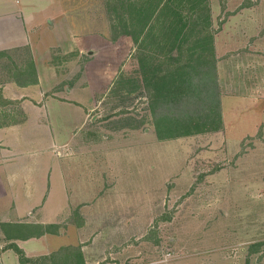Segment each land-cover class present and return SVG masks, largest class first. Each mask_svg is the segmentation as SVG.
I'll return each mask as SVG.
<instances>
[{
	"label": "rangeland",
	"instance_id": "374dc122",
	"mask_svg": "<svg viewBox=\"0 0 264 264\" xmlns=\"http://www.w3.org/2000/svg\"><path fill=\"white\" fill-rule=\"evenodd\" d=\"M233 1H213L217 7L225 5L228 11L219 14L220 8L216 9L211 19L214 32L219 19H230V2L233 11L246 3L251 6L249 16L258 23V33L249 29L248 35L257 33L256 38L262 40L252 49H248L253 43L249 37L223 50L214 46L223 129L161 139L158 131L162 127L151 114L148 83L169 64V57L177 58L176 64L184 60L178 50V45L184 43L172 41L162 19L156 17L144 33L136 20L126 26L112 11L105 14L104 0H0L4 28L12 29L15 39L21 38L27 45L21 50L0 49V84L16 77L27 78L31 71L30 53L40 83L19 94L52 88L61 97H50L40 110L25 106L27 122L2 137L6 144L13 145L6 154L15 160L8 166L19 168L0 170V185L6 189L3 173L7 172L5 176L16 178L17 184L25 180L38 184L39 195L44 194L47 187L43 175L50 157L46 151L51 146L59 149L62 144H70L84 157L85 170L90 165L92 171L102 172L101 185L106 183L108 188L102 198L107 209L100 215L91 210L88 216L91 224L86 235L91 233L94 237L92 247L98 243L102 247L99 239L103 236L106 240L118 228L121 230L116 244L120 243L124 253L136 256L138 264H264V0ZM108 4L113 10L133 9L120 4V0ZM182 14L186 16L187 12ZM122 17L126 18V14ZM133 28L137 30L133 32ZM103 29L107 31L102 33ZM95 31L102 35L99 48L95 44L98 39L90 37ZM124 34L128 38L124 39ZM73 37L88 49L95 47V52L88 57L87 50H83L84 58L78 60L81 55L78 56L77 49L69 57L54 56L56 63L66 69L60 70L69 72L75 60L76 68L100 60L107 74L113 75L100 104V121L93 123L90 131L88 127L82 128L83 112L77 103L88 104L90 85L83 75L77 76L72 91L66 95L59 87L63 78L46 64L53 49L73 48ZM116 67L117 71H113ZM36 98L40 100V95ZM167 109L170 108L159 114L174 116V110L169 113ZM20 118L17 105L0 106V126ZM37 134L39 145L31 141ZM89 135L92 141L96 140L95 144H85ZM79 141L82 145L75 147L73 144ZM36 149L38 180L21 170L25 156L34 158L36 153L28 152ZM65 150H59L62 157ZM68 159L62 158V165L66 166ZM90 181L86 186L81 182L79 187L89 188ZM72 182L66 180L67 187ZM1 186L0 194L5 190ZM9 199L4 197L0 201V223L15 218ZM16 199L23 207L22 192ZM50 205H54L52 201L48 202ZM130 213L137 216L134 226L124 221L125 214ZM100 252L99 249L97 254ZM131 259L125 262L128 264Z\"/></svg>",
	"mask_w": 264,
	"mask_h": 264
},
{
	"label": "crops",
	"instance_id": "0c3cea01",
	"mask_svg": "<svg viewBox=\"0 0 264 264\" xmlns=\"http://www.w3.org/2000/svg\"><path fill=\"white\" fill-rule=\"evenodd\" d=\"M104 1H107L105 7L106 5L108 6L107 9L104 7L105 14L107 12L109 13L110 11L113 12V9H109V1ZM114 1L115 0H110L111 3H114ZM213 1L216 0H208V6L209 9H211L210 20L217 12L216 9L221 7H217V5L213 4ZM232 2L234 1L232 0ZM245 5L240 6L239 9L233 11L230 10L231 2L228 4L227 7L230 8V19L227 22L219 19V27L217 28V32L214 35L213 42V46H215L216 50L217 48L222 50L226 49L228 46H233L235 42H245L246 38L248 37L252 38L250 42H253L248 46V49H252V46L254 47V45L257 44L256 42L262 40L261 38H256L258 32L255 28L258 23L252 20V16H249L251 13V6ZM100 9L101 8L99 5L98 11ZM226 10L227 9H225L224 5L222 8H220L219 14L222 12H228ZM101 12L102 11H100V17H102ZM3 23L4 22L0 18V49H24V47L27 45H24L23 40L18 37L15 39L12 29H5ZM243 27L246 29H242ZM211 28L215 29L212 20ZM147 29L148 27L145 28V30ZM166 29L179 28L177 26L171 27L170 25L169 27H166ZM249 29L257 33H254L253 36H249ZM135 30L137 29L135 28L132 31L134 32ZM106 31L107 29H103L102 33ZM244 32H246V34ZM93 33L94 34H90V37L93 36L94 38L98 39V42L95 40L97 42L95 44H97V48H99L100 46L98 45H100L99 43L102 35L100 32L98 33L96 31ZM124 36L125 34L123 35L124 39L128 38ZM73 38L74 42H76V47L74 46L73 48H67L66 50H61L58 48L53 49L51 51V58L46 64H49V66L53 67L55 73L63 78L60 80L59 87L60 91L63 90V93L66 95H69V93L72 91L71 87L74 85L77 76L81 78L80 75H83L85 78L84 80H86V84L90 85L91 98L90 101H87L88 104L86 105L77 102L83 112V117L81 116L82 128L88 127L90 131L92 130V124L100 121L97 120V118L101 116L102 112L100 104H102V100L106 96L108 90L105 89L111 82L113 75L107 74V69L102 67V64L99 63L100 60H91L89 65L85 64V67L81 65L82 67L79 66L76 68V60L84 58V55H82L81 52L83 50H87L86 54H88V57H90L95 52L92 50L95 47L88 49L86 44L84 45V43L79 39H76L75 37ZM149 42L154 44L153 41ZM87 44L93 43L89 42ZM74 49H77L79 51L78 56H81L74 61L73 69H70L69 72L64 71L66 69L63 68V65L56 63L57 58L54 56L60 55L64 57L67 55L69 57V55L74 54L71 53L74 51ZM55 50H60V53H57ZM29 55V61L33 66L31 74L34 77V82L26 83L25 80L27 78L16 77L12 78L13 80L11 79L8 82L0 84L1 98L9 102H16L18 112L21 114L19 121L0 127V170H4L5 168L12 170L13 167H18L16 165L12 166V168H10L11 166H8L9 163H12L15 160V158H10L6 154L12 151L13 145L6 144L2 137L8 135L11 129L22 127L23 124L27 122L28 118L23 111L24 107H35L39 108L40 110L44 106V102L50 97L61 98L57 96L56 93H54V89L52 88L43 91L36 90L34 94H19L24 90L37 87L38 83H40L34 59L30 53ZM112 62L114 65V61ZM59 68L64 70L62 71ZM113 71H117V67ZM39 95L40 100L39 98H36L39 97ZM65 99L69 100L68 98ZM25 138L29 139L27 136ZM31 141L39 145V134L33 137ZM84 142L85 144L86 142L95 144L96 140L92 141L89 135V140ZM73 145L77 147L81 146L82 143L79 141L75 142ZM71 147L72 145L70 146V144L61 145V148H66L64 152L65 157H62L63 155L59 151L61 148L58 149L54 146H51L49 150L46 151L50 157L48 159L49 163L47 164L45 170L46 174L43 175V182L47 187V190L44 194L39 195L38 184H31L26 180L20 184H17L16 178H12V176H5L7 175V172L3 173V176L6 179V189L4 185H0L2 189H5L1 190L0 201L4 197H10V206L15 213V218L0 223V264H127L125 260L130 258L132 259L129 261L130 263L127 261L128 264H138L136 256H130V253L128 252L124 253L123 248L120 247V243L116 244V238L118 236L117 234L120 233L121 229L118 230V228H116L114 231H111L109 238L106 240H103L102 236L101 239H99V241L101 240L103 243L102 247L99 243L96 244L95 247H92L94 237L89 235L91 233L86 235L87 228L89 227V224H91L88 216L91 214V210H95V213L100 215L102 211L107 209L105 202L102 201V198L103 195L107 193L108 188L106 183H104V187L101 185V177L103 175L102 172L98 169L92 171L90 165H87V170H85L86 167L84 169L83 165V163H85L84 157L78 154L76 148L72 149ZM28 153L36 154L32 155L34 158L25 156L26 159L22 161L21 170L24 174H26L27 177H32L34 175L33 178L38 180L39 150L36 149L35 152L29 151ZM98 156L101 157L100 155ZM61 157L64 158V161L65 159L69 158L67 160L66 166L62 165L63 161L61 160ZM76 159H78V161H75ZM91 178H93L92 182L90 181ZM68 179L73 181L70 187H67L66 180ZM88 181H90L94 187L89 186V188L85 189H81L79 187L81 182H83V184L85 183L84 186H86ZM91 187L92 189H90ZM92 190L94 193L90 192ZM42 191L43 190L41 189V192ZM21 192L23 194L24 201L23 207L18 204L16 199V195H20ZM41 197H43L42 201L39 202ZM50 201H52V204L54 205L48 206V202ZM97 205L99 206L97 207ZM123 208L127 209L125 206ZM125 216L126 218L124 221L126 222L127 220L128 226H134L136 224L135 222L137 216H134L132 213L125 214ZM125 222L123 223L124 225ZM14 247L19 248L23 252L24 257L28 258L30 262H21L19 260V256L14 250ZM99 249L101 252L97 254Z\"/></svg>",
	"mask_w": 264,
	"mask_h": 264
},
{
	"label": "trees",
	"instance_id": "16d2710c",
	"mask_svg": "<svg viewBox=\"0 0 264 264\" xmlns=\"http://www.w3.org/2000/svg\"><path fill=\"white\" fill-rule=\"evenodd\" d=\"M120 4L133 6L134 9L113 10L124 25L133 24L136 20L143 32L158 17L162 19L164 27L177 26L179 29H167L168 34H171L173 42L184 43L178 45L179 55L184 60L176 64L177 58L169 57V64L159 74H155L148 83L149 87L146 85L153 109L151 114L162 127V131H158L159 138L171 139L222 130L220 96L215 80V32L211 28L208 0H120ZM184 11L187 12L186 16L182 14ZM123 13L126 18L122 17ZM29 67L33 70L31 62ZM33 78L31 71L28 72L26 83L34 82ZM11 104L17 103L6 101L0 96V106ZM166 107L170 108L167 109L169 113L174 110V116L159 114ZM177 108L179 111H175ZM256 248L251 251L254 252ZM14 250L21 262H30L19 248L14 247Z\"/></svg>",
	"mask_w": 264,
	"mask_h": 264
}]
</instances>
